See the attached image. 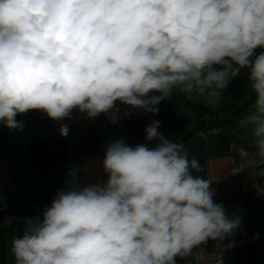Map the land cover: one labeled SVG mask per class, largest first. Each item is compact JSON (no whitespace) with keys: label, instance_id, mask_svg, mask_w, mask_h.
I'll list each match as a JSON object with an SVG mask.
<instances>
[{"label":"clouds","instance_id":"9594fccd","mask_svg":"<svg viewBox=\"0 0 264 264\" xmlns=\"http://www.w3.org/2000/svg\"><path fill=\"white\" fill-rule=\"evenodd\" d=\"M258 48L264 0H0V124L23 131L16 117L30 110L54 121L73 110L95 118L117 101L156 115L174 90L216 103L247 69L255 100L234 134L251 137L250 149L230 141L236 156L226 164L235 165L230 174L250 167L264 178ZM159 129L153 120L146 143H109L103 184L77 187L70 170L73 179L13 236L15 264H176L209 239L233 236L240 216L227 214L212 182L193 175L199 161ZM68 132L61 124L60 135Z\"/></svg>","mask_w":264,"mask_h":264},{"label":"crops","instance_id":"0c3cea01","mask_svg":"<svg viewBox=\"0 0 264 264\" xmlns=\"http://www.w3.org/2000/svg\"><path fill=\"white\" fill-rule=\"evenodd\" d=\"M230 82L216 103H210L206 95H182L219 115H226L253 95L249 80L244 82L238 78L237 98L232 99ZM16 119L23 121V131H10L0 124V264H15L10 253L13 236L22 234L24 218L40 214L43 207L51 203L52 198L44 195L46 191L64 189L66 181L73 179L68 175L70 170L76 172L74 183L77 187L103 184L108 178L102 165L108 144L117 139L130 146L143 143L125 122L116 130L101 115L88 118L76 110L71 119L61 121L48 118L40 110L19 114ZM148 119L160 121L159 131L173 141L187 135L196 124L195 116L191 115L186 121L183 118L178 129L166 120L156 119L152 113ZM61 124L68 125L67 137L58 132ZM86 126L92 127L87 136L84 134ZM236 128L237 121L218 129L197 131L181 143L189 159L199 161L200 171H193V175L211 181L216 193L214 200L224 206L229 216L237 214L241 218L240 227L229 237L230 242L235 241V246L225 263L264 264V195L258 196L256 191V186L264 187V178L256 177L250 167L239 174H230L229 170L235 165L226 164V157L236 156L229 149L230 141L250 149L251 137L242 140L239 130L234 134ZM44 139L48 140L45 147L30 148L31 144ZM73 143L77 144L73 146ZM81 143L89 147L80 151ZM74 149L78 150L73 152ZM8 219L11 224L5 222ZM176 261L189 263L192 258L187 261L177 257Z\"/></svg>","mask_w":264,"mask_h":264},{"label":"trees","instance_id":"16d2710c","mask_svg":"<svg viewBox=\"0 0 264 264\" xmlns=\"http://www.w3.org/2000/svg\"><path fill=\"white\" fill-rule=\"evenodd\" d=\"M260 51H264V49L258 48L256 50V53L258 54ZM229 91L232 99H236L238 92V77L233 78V80L230 82ZM254 100H255V96L252 95L249 99L242 102L238 107H236L230 113L226 115H219L208 106L196 102L190 98H187L183 96L181 92L174 90L169 99L162 100L159 103L158 105L159 113L154 115V117L156 119L166 120L170 123V125L173 128L178 129L183 121L185 110L189 108L195 116L196 124L192 129V131H190L184 137H181L175 141L181 143L183 140L187 139L189 135H191L194 132L197 131L205 132L213 129H218L220 127L238 121L248 112L250 106L254 103ZM124 122L127 124L130 130L135 134V136L141 142L146 143L145 128L146 126L151 124L148 118L137 117L133 120H126ZM91 129L92 127L86 126L84 128V134L86 136L89 135V133L92 131ZM155 143L156 141L152 142L153 145ZM47 144H48V140L44 139L31 144L30 148L41 149L45 147ZM75 144L77 143H73V146ZM81 146H83L85 149L89 147L87 143H81ZM56 193L57 191H46L44 195L53 198L56 195Z\"/></svg>","mask_w":264,"mask_h":264},{"label":"built area","instance_id":"2783aa9c","mask_svg":"<svg viewBox=\"0 0 264 264\" xmlns=\"http://www.w3.org/2000/svg\"><path fill=\"white\" fill-rule=\"evenodd\" d=\"M100 115L108 124L118 130L119 125L124 121L142 116L148 118L150 113L145 112L143 109L132 108L117 101L109 112ZM229 242V237H226L222 241L209 239L201 246L195 247L188 256L184 257L187 261L194 258L192 262L179 263L176 261V264H226L225 259L232 254V248L226 247Z\"/></svg>","mask_w":264,"mask_h":264},{"label":"rangeland","instance_id":"374dc122","mask_svg":"<svg viewBox=\"0 0 264 264\" xmlns=\"http://www.w3.org/2000/svg\"><path fill=\"white\" fill-rule=\"evenodd\" d=\"M237 77L239 78V80H242L244 82L248 81V71H247V69H241L240 75H238ZM244 84H246V83H244ZM189 115L194 116L193 112L191 110L187 109L184 112L185 121H186V119L188 118ZM79 149H80V151L86 150L83 146H81ZM76 150H78V149H74L73 152H75ZM193 260H194V258H192V261Z\"/></svg>","mask_w":264,"mask_h":264},{"label":"water","instance_id":"95a60500","mask_svg":"<svg viewBox=\"0 0 264 264\" xmlns=\"http://www.w3.org/2000/svg\"><path fill=\"white\" fill-rule=\"evenodd\" d=\"M151 114V113H150ZM142 117H146V116H142ZM133 119H135V118H132V119H130V120H133Z\"/></svg>","mask_w":264,"mask_h":264}]
</instances>
